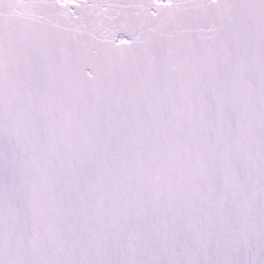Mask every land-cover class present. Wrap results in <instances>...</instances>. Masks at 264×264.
<instances>
[{
  "label": "snow or ice",
  "instance_id": "6c2138e0",
  "mask_svg": "<svg viewBox=\"0 0 264 264\" xmlns=\"http://www.w3.org/2000/svg\"><path fill=\"white\" fill-rule=\"evenodd\" d=\"M0 264H264V0H0Z\"/></svg>",
  "mask_w": 264,
  "mask_h": 264
}]
</instances>
